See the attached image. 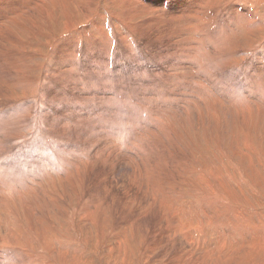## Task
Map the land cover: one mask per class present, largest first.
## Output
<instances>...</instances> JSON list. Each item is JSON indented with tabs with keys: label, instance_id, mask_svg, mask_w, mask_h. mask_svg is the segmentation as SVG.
<instances>
[{
	"label": "rangeland",
	"instance_id": "374dc122",
	"mask_svg": "<svg viewBox=\"0 0 264 264\" xmlns=\"http://www.w3.org/2000/svg\"><path fill=\"white\" fill-rule=\"evenodd\" d=\"M36 1L0 0V264H264V0Z\"/></svg>",
	"mask_w": 264,
	"mask_h": 264
},
{
	"label": "bare ground",
	"instance_id": "6f19581e",
	"mask_svg": "<svg viewBox=\"0 0 264 264\" xmlns=\"http://www.w3.org/2000/svg\"><path fill=\"white\" fill-rule=\"evenodd\" d=\"M55 1V0H54ZM68 1V0H67ZM80 1V0H79ZM135 1V0H134ZM209 1V0H208ZM62 2V1H61ZM90 1H86L85 0V4L82 6L81 5V7H80V9H81V13H83V14H85L86 16H88L87 14L88 13H90V14H92L91 12L93 11V9L95 8V7H93L92 6V4H94L93 2H92V0H91V2H92V4H90L89 3ZM133 2V1H132ZM142 2V1H141ZM192 2V1H191ZM194 2V1H193ZM212 2L214 3V1L212 0ZM49 3V2H48ZM48 3L45 1V0H37L35 3H30V4H34V6H33V9L34 10H40L39 12V14L37 15V16H35L36 17V19H38V18H40V20H42V21H44L45 22V20L48 18V19H51V17H56V14H55V11H56V9L54 8V9H51V8H53V7H51L50 6V4L48 5ZM56 3V2H55ZM63 3V2H62ZM83 3V2H82ZM137 3V2H136ZM212 3V4H213ZM21 4V6H24L26 3L25 2H23L22 1V3H20ZM77 4V3H76ZM81 4V3H80ZM141 4V3H140ZM143 4V3H142ZM194 4V3H193ZM66 5V4H65ZM215 5V4H214ZM31 6V5H30ZM80 6V5H79ZM94 6H96L95 4H94ZM129 6V5H128ZM65 7V6H64ZM92 7V8H91ZM32 8V7H31ZM138 8V7H137ZM146 8V7H145ZM57 9H58V7H57ZM207 9V8H206ZM19 11H17V12H14V14L13 15H11V16H9L8 17V19L10 20V21H12L11 20V17H18V18H21L22 17V19L25 17V15H23L26 11H27V9H26V11H25V9L22 7V8H20V9H18ZM146 10H148V11H154L153 9H151V8H146ZM69 11V10H68ZM74 11V10H73ZM199 11V10H198ZM34 13H37L36 11H33ZM66 12V11H65ZM8 13H10V11L9 12H7L6 14H8ZM12 13V12H11ZM28 13V12H27ZM32 13V12H31ZM194 13V12H193ZM5 14V17H1L3 20H2V22H1V24L3 25V26H5L6 25V27H7V22L5 21V19H7L6 17H7V15ZM1 15V14H0ZM3 15V14H2ZM65 17H67V19H66V24L67 25H69V26H72L70 23H69V21H68V19L71 17V15H70V13L69 12H67L66 14H65ZM91 17V16H90ZM26 19V18H25ZM33 19V18H32ZM183 19V18H182ZM197 19V18H196ZM163 20V19H162ZM16 21H17V19H16ZM28 21H29V19H28ZM33 21V20H32ZM179 21V20H178ZM36 22V21H35ZM177 22V21H176ZM190 22V21H189ZM10 23V22H9ZM12 23V22H11ZM14 23V22H13ZM17 23V22H16ZM196 23V22H195ZM32 24V23H31ZM35 24V23H34ZM34 24H32L33 26H36V25H34ZM77 24V23H76ZM75 24V25H76ZM197 24V23H196ZM12 25V24H11ZM10 25V26H11ZM16 25V24H15ZM74 25V24H73ZM124 25V24H123ZM198 25V24H197ZM2 26V27H3ZM18 26V25H17ZM194 26H196L195 24H194ZM11 27H13V26H11ZM16 27V26H15ZM20 27V26H19ZM17 28V29H20V28ZM184 27V26H183ZM189 27V26H188ZM8 28V27H7ZM6 28V29H7ZM190 28V27H189ZM194 28V27H193ZM9 29V28H8ZM153 29V28H152ZM159 29V28H158ZM197 28H195V30H196ZM13 30V29H12ZM21 30H22V28H21ZM192 30V29H191ZM199 30H201V29H199ZM8 31V30H7ZM15 31V30H14ZM150 31V30H149ZM172 31V30H171ZM23 32V31H22ZM202 32V31H201ZM174 33V32H173ZM172 33V34H173ZM202 34V33H201ZM175 35V34H174ZM14 36H15V34H14ZM120 37V36H119ZM173 37V36H172ZM192 37V36H191ZM20 38V37H19ZM175 38V37H174ZM120 39V38H119ZM235 39V38H234ZM248 39V38H247ZM195 40V39H194ZM189 41V40H188ZM9 42V41H8ZM16 42V41H15ZM14 42V43H15ZM146 42V41H145ZM180 42H182V41H180ZM196 42H197V40H196ZM240 42V41H239ZM12 43H13V41H12ZM118 43V42H117ZM122 43V42H121ZM241 43V42H240ZM189 44V43H188ZM241 45V44H240ZM100 47V46H99ZM243 47V46H242ZM19 48H20V46H19ZM222 48V47H221ZM28 49V48H27ZM175 52V51H174ZM179 52V51H178ZM64 54V53H63ZM170 54V53H169ZM176 54V53H175ZM178 54V53H177ZM105 56V55H104ZM201 57V56H200ZM177 58V57H176ZM105 59V58H104ZM113 59V58H112ZM192 59V58H191ZM198 59V58H197ZM199 60V59H198ZM200 60H201V58H200ZM199 60V61H200ZM35 62V61H34ZM201 62H202V60H201ZM200 62V63H201ZM111 64V63H110ZM203 64V63H202ZM101 65V64H100ZM197 65V64H196ZM201 65V64H200ZM62 67V66H61ZM100 67V66H99ZM106 70V69H105ZM180 73V72H179ZM168 74V73H167ZM181 74V73H180ZM162 75V74H161ZM178 76V75H177ZM168 77V76H167ZM148 83V82H147ZM29 84V83H28ZM171 84V83H170ZM260 84V83H259ZM154 85V84H153ZM24 87V86H23ZM175 87H176V85H175ZM258 87V86H257ZM170 91V90H169ZM209 91V90H208ZM188 92V91H187ZM144 112V111H143ZM165 117V116H164ZM173 120V119H172ZM63 124V123H62ZM143 126V125H142ZM212 140V139H211ZM251 142V141H250ZM166 144V143H165ZM248 144V143H247ZM249 144H251V143H249ZM212 145H213V143H212ZM207 146V145H206ZM91 147V146H90ZM105 147V146H104ZM246 147H248V148H250V146L249 145H247ZM212 148V147H211ZM244 150H246V149H244ZM189 151V150H188ZM213 151V150H212ZM194 152V151H193ZM207 152V151H206ZM208 153V152H207ZM216 154V153H215ZM190 155V154H189ZM200 155V154H199ZM198 155V156H199ZM204 155V154H203ZM193 157V156H192ZM216 157V156H215ZM243 157V156H242ZM198 158V157H197ZM231 158V157H230ZM189 160V159H188ZM252 160V159H251ZM191 161V160H190ZM203 161V160H202ZM161 162V161H160ZM158 163V162H157ZM156 163V164H157ZM177 163V162H176ZM160 164V163H159ZM152 165V164H151ZM150 165V166H151ZM170 165V164H169ZM210 165V164H209ZM174 166V165H173ZM212 166V165H211ZM152 167V166H151ZM202 167V166H201ZM225 167V166H224ZM175 169V168H174ZM151 170V169H150ZM160 172V171H159ZM214 173V172H213ZM140 174H142V173H140ZM157 174H158V172H157ZM207 174V173H206ZM212 174V173H211ZM149 175V174H148ZM163 175V174H162ZM186 175V174H185ZM149 177V176H148ZM187 177V176H186ZM221 177V176H220ZM145 178V177H144ZM154 178V177H153ZM178 178V177H177ZM156 179V178H155ZM181 179H183V178H181ZM42 180V179H41ZM165 181V180H164ZM215 182V181H214ZM223 182V181H222ZM169 183V182H168ZM198 183V182H197ZM199 184V183H198ZM207 184H209V183H207ZM211 184V183H210ZM211 186H213V185H211ZM210 186L208 185L207 186V188H209ZM119 188H120V186H119ZM215 188H216V185H215ZM219 188V187H218ZM154 190V189H153ZM202 189L201 188H199L198 189V191H201ZM220 190V189H219ZM108 191H110V190H108ZM218 191V190H217ZM217 191H216V193H217ZM222 192V191H221ZM151 193V192H150ZM201 193V192H200ZM210 193V192H209ZM128 194V193H127ZM203 194V193H202ZM206 194V193H205ZM211 194V193H210ZM214 194V193H213ZM222 194V193H221ZM222 196H224V193L222 194ZM219 197V196H218ZM18 198V197H17ZM224 198L225 199H228V198H226L225 196H224ZM164 204V203H163ZM162 204V205H163ZM161 206V205H160ZM22 208V207H21ZM86 214V213H85ZM18 226V225H17ZM104 227V226H103ZM12 230V229H11ZM25 230V229H24ZM23 231V230H22ZM44 232V231H43ZM36 234V233H35ZM258 234V233H257ZM25 236V235H24ZM147 237V236H146ZM40 238H43V237H40ZM249 238V237H248ZM152 239V238H151ZM184 239V238H183ZM43 240V239H42ZM144 240V239H143ZM4 241V240H3ZM44 242H45V239L43 240ZM148 243V242H147ZM138 244V243H137ZM231 244H233V243H231ZM42 245V244H41ZM131 247V246H130ZM44 248V247H43ZM192 250V249H191ZM133 251V250H132ZM31 252V251H30ZM146 252V251H145ZM192 252V251H191ZM133 253V252H132ZM189 254V253H188ZM36 256V255H35ZM38 256V255H37ZM144 257V256H143ZM136 258V257H135ZM203 258V257H202ZM205 258V257H204ZM47 260V259H46ZM125 260V259H124ZM190 260V259H189ZM40 261V260H39ZM125 262V261H124ZM28 263V262H27Z\"/></svg>",
	"mask_w": 264,
	"mask_h": 264
}]
</instances>
